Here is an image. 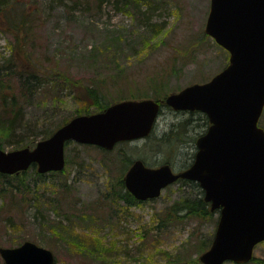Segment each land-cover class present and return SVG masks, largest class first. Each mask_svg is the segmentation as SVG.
<instances>
[{
  "label": "rangeland",
  "instance_id": "374dc122",
  "mask_svg": "<svg viewBox=\"0 0 264 264\" xmlns=\"http://www.w3.org/2000/svg\"><path fill=\"white\" fill-rule=\"evenodd\" d=\"M30 1L24 0L29 2L26 9L35 5L39 13L27 45L0 16V60L5 59L0 63L6 67L13 60L17 69L26 71L32 66L65 71L75 82L56 84L57 93L37 94L26 108L29 130L17 132L18 139H41L43 132L78 115L81 105L74 97L85 96L87 84L102 86L108 104L126 98L160 99L185 85L204 82L228 61V52L204 32L210 0H133L128 8L120 0ZM161 106L150 135L131 141L125 150L131 152L132 160L141 157L149 166L167 159L174 171L184 169L192 162L196 137L206 125L195 113V127L183 141L173 142L169 149L162 144L157 148L160 152L154 151L153 144L170 131L172 123L189 115ZM259 120L264 127V112ZM14 147L5 145L6 149ZM115 152L69 142L61 177L67 178L71 188L63 200L59 194L60 209L58 189L51 186L55 179H45L42 188L47 200L43 198L41 210L31 200L21 201L19 194H7L1 200L5 205L0 209V246L32 240L53 252L55 264H204L199 256L212 241L218 213L209 209L206 216L181 213L175 217L171 203L195 191L194 186L176 181L158 197L128 208L121 198L103 200L108 187L119 191V176L126 171L120 173L117 168ZM40 212L45 213L47 228L68 218L76 232H48L42 227ZM255 248L246 264H264V241Z\"/></svg>",
  "mask_w": 264,
  "mask_h": 264
},
{
  "label": "water",
  "instance_id": "95a60500",
  "mask_svg": "<svg viewBox=\"0 0 264 264\" xmlns=\"http://www.w3.org/2000/svg\"><path fill=\"white\" fill-rule=\"evenodd\" d=\"M204 31L228 50L225 67L203 83L182 87L164 99H126L102 111L71 117L32 147L0 148V172L17 173L32 163L40 173L61 171L66 141L112 149L117 141L149 135L160 102L175 110H200L207 130L197 136L193 162L173 171L169 163L147 166L134 159L123 183L138 200L156 197L178 178L200 184L210 209H219L204 264L225 260L246 263L264 240V128L257 122L264 107V0H210ZM4 264H54L53 252L25 240L0 246Z\"/></svg>",
  "mask_w": 264,
  "mask_h": 264
},
{
  "label": "trees",
  "instance_id": "16d2710c",
  "mask_svg": "<svg viewBox=\"0 0 264 264\" xmlns=\"http://www.w3.org/2000/svg\"><path fill=\"white\" fill-rule=\"evenodd\" d=\"M83 1L86 3L87 0ZM135 1L137 0H134V3ZM28 3H25L24 0H0V16L2 17L3 22L6 23V27H8L9 30L12 29L16 32L17 36L22 37L23 41L26 43H24V45H27V40L33 35L31 32L34 30V21L39 13V10L37 7L35 8V5L34 8L27 10L26 5ZM132 3L133 0H120V4L127 8L130 7ZM80 4H82V2ZM135 6L138 10V4ZM2 63H4V61ZM2 63H0V147L5 148V145H13L16 149V147L33 145L37 141L36 137L33 139H26V137L18 139L15 137L17 132H26L29 130L30 124L25 120L27 115L26 108L34 103L37 94H45L48 91L57 93L54 90L56 84L64 83L65 85L70 86L75 82V79L69 75L70 73H66L65 71L60 72L46 68L44 70L46 71V74H44V71L40 67L32 66L30 67V70L26 71L25 69H17L15 63L12 64L13 60L12 62H9V65L5 64L6 67L3 66ZM85 87H87L85 96L76 94L74 97L77 100V103L81 105L77 113H92L93 111L103 110L109 103L104 97L105 94L103 93V87L95 83L87 84ZM185 112L189 115L184 118L183 121L177 122L174 125L172 123L170 131L164 133L155 141L156 143L153 144V146L156 149L153 148L154 151L160 152L157 148L160 149L162 144H165V149H169L172 148L173 142L178 144L180 141H183L182 138L189 133L190 129L192 130V127H195V117L193 116L195 113L201 116L200 118L207 126V116L202 112L197 110H186ZM61 124L62 123L60 122L57 127ZM55 128L53 127L43 132L44 135L42 138L49 136ZM129 143V141L119 142L115 147L117 148L116 152L115 148L110 151H104L100 148L104 152H115L116 158L119 159L117 168H119L120 173L129 167V163L132 160L131 152L128 153L127 150H125ZM66 144L68 145V143ZM166 161L168 160L166 159L165 162ZM66 162H68V159H66ZM64 170L65 169L62 171L38 173L35 165L32 164L28 167V170L20 171L16 174L0 173V194L3 196L5 194H10L11 197H14V194H19L21 201L31 200L38 206L37 210H41L43 208L42 204H44L43 198L45 197V191L42 187H45V183H47L45 179L51 178L58 180L56 183H52L51 186H55L58 189L57 205L60 209V201L65 198L64 196L66 195V192L68 193L71 188V185L68 184L67 178L61 177ZM176 182L183 185L190 184L195 187V191L187 195L181 194L175 201H173V203H171L170 207L172 212L176 215L175 217L181 213L194 216H206L211 213V211H209V205L203 199L202 189L200 188L199 183L188 179H178ZM117 186L119 187V191L108 187V191L102 196V199L108 200L109 198L110 201L117 202L121 198L127 208L131 203L137 204L143 202L138 201L130 195L123 185L121 175L119 176ZM31 194L33 196H30ZM59 194H61V200L58 198ZM71 204L72 203H70V205ZM40 213L42 214V227L48 232L55 233L61 229L76 232L75 229L77 227L74 228V224L68 218L55 221L47 228L43 225L45 213ZM203 247L204 246H202V248Z\"/></svg>",
  "mask_w": 264,
  "mask_h": 264
},
{
  "label": "bare ground",
  "instance_id": "6f19581e",
  "mask_svg": "<svg viewBox=\"0 0 264 264\" xmlns=\"http://www.w3.org/2000/svg\"><path fill=\"white\" fill-rule=\"evenodd\" d=\"M75 3H81L83 0H73ZM5 62V59L3 58V60L1 59L0 60V62ZM9 63V62H8ZM206 130V129H205ZM2 149H4V148H2ZM7 194H5L4 196H6ZM2 194H0V202H1V200H2V198L4 197ZM45 198L47 199V197L45 196ZM141 201V200H140ZM5 205V202H1V204H0V209H1V207H3ZM1 212V211H0ZM5 247V246H4ZM10 247H12V246H10Z\"/></svg>",
  "mask_w": 264,
  "mask_h": 264
}]
</instances>
